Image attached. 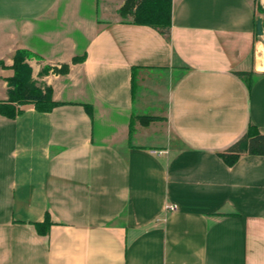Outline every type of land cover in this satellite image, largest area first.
<instances>
[{
  "label": "crops",
  "instance_id": "0c3cea01",
  "mask_svg": "<svg viewBox=\"0 0 264 264\" xmlns=\"http://www.w3.org/2000/svg\"><path fill=\"white\" fill-rule=\"evenodd\" d=\"M63 2L0 0V102L27 50L61 103L0 114V264H264V157H220L251 125L264 135L254 0H173L169 40L90 22L83 55L29 35L49 41Z\"/></svg>",
  "mask_w": 264,
  "mask_h": 264
},
{
  "label": "trees",
  "instance_id": "16d2710c",
  "mask_svg": "<svg viewBox=\"0 0 264 264\" xmlns=\"http://www.w3.org/2000/svg\"><path fill=\"white\" fill-rule=\"evenodd\" d=\"M124 19L123 22L132 23L139 26L151 27L166 37H171L173 0H126L124 6L119 11ZM36 55L27 51L19 50L14 57V76L8 80L9 100L0 102V114L15 119L21 114V107L32 104L40 112H49L60 106L61 103L53 100V89L51 87L40 88L33 79V70L28 63ZM85 57H75L73 64L84 62ZM63 72L60 75H67L70 71L69 64H63ZM53 70L50 67H44L41 74H47ZM244 77L246 74L237 73ZM88 113L93 116L92 107L84 105ZM140 122L146 126L150 122L160 120L157 117H141ZM243 155L264 157V135L260 134L254 126H249L247 133L233 146H231L220 157L228 166H233ZM50 228V222L47 217L44 223H37L38 234L46 235Z\"/></svg>",
  "mask_w": 264,
  "mask_h": 264
},
{
  "label": "rangeland",
  "instance_id": "374dc122",
  "mask_svg": "<svg viewBox=\"0 0 264 264\" xmlns=\"http://www.w3.org/2000/svg\"><path fill=\"white\" fill-rule=\"evenodd\" d=\"M69 2V0H64L60 7L62 15L58 19L45 22L41 26L42 33L48 34L44 36L50 38L49 41L38 39L35 35L36 32L31 30L29 35H31L32 41L35 44L40 45L41 43V48L51 49L52 45L55 43L62 45L65 42L72 41L76 45L75 48L79 49V54L83 55V51L90 36L88 34L90 33L88 29V24L90 22L102 24L124 21L119 11L124 6L126 0H73L74 5ZM254 5L259 18L257 41L264 46V0H254ZM77 9L78 14L76 16ZM74 13L75 16H73ZM59 49H61V47ZM64 50L62 49V51ZM263 50L264 49H262V52L264 53ZM78 57L81 58V56ZM34 59L36 58H31L30 60L32 61ZM59 66L60 67H54L56 72L53 71V73L56 75H60V73L57 72L64 71V68H62L63 64ZM46 67L47 66H45V68ZM38 86L43 89L45 88V86L40 83H38Z\"/></svg>",
  "mask_w": 264,
  "mask_h": 264
},
{
  "label": "built area",
  "instance_id": "2783aa9c",
  "mask_svg": "<svg viewBox=\"0 0 264 264\" xmlns=\"http://www.w3.org/2000/svg\"><path fill=\"white\" fill-rule=\"evenodd\" d=\"M170 210H174V207H171Z\"/></svg>",
  "mask_w": 264,
  "mask_h": 264
}]
</instances>
